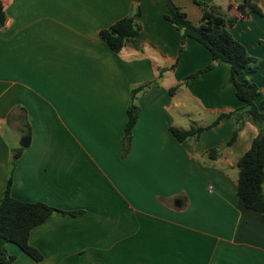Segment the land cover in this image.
Wrapping results in <instances>:
<instances>
[{"label": "crops", "instance_id": "0c3cea01", "mask_svg": "<svg viewBox=\"0 0 264 264\" xmlns=\"http://www.w3.org/2000/svg\"><path fill=\"white\" fill-rule=\"evenodd\" d=\"M170 1L195 25L205 10L233 19L228 31L255 68L239 79L256 85L258 105L264 0H251L257 10L245 0ZM1 2L0 200L11 177L14 198L79 212L30 230L41 260L9 244L14 259L3 264H264V216L238 196L235 166L258 129L229 64L182 36L166 0ZM126 16L138 31L114 52L100 32ZM171 128L204 129L179 140Z\"/></svg>", "mask_w": 264, "mask_h": 264}, {"label": "trees", "instance_id": "16d2710c", "mask_svg": "<svg viewBox=\"0 0 264 264\" xmlns=\"http://www.w3.org/2000/svg\"><path fill=\"white\" fill-rule=\"evenodd\" d=\"M170 14L165 18L178 30L183 37L194 39L203 45L216 61L226 62L230 66V80L235 86V94L243 102V110L247 113L250 121L257 127L258 134L251 142L250 148L235 161L238 170L237 193L244 206L257 211L264 216V99L257 105L255 99L259 92L255 84L239 76L245 72H252L255 68L250 66V57L245 47L234 39L228 31L227 26L233 21H225L220 15L205 10L202 21L195 25L190 22L184 12L176 7L170 0H166ZM251 10H257L251 0H245ZM243 10V6H242ZM5 21L4 6L0 0V26ZM138 25L132 16H126L109 28L101 30L100 35L108 46L119 52L125 45L126 40L135 35ZM139 87L132 91V97L127 109V122L123 137L124 151L127 149L131 139V132L137 119L138 108L134 104L135 94L141 91ZM228 114H220L212 123L216 125L222 117ZM242 127V122L237 123L231 143L237 131ZM204 128L181 130L171 128L172 133L179 140H185L197 136ZM215 149L210 150L213 156ZM11 177L8 179L4 195L0 200V264L10 262L14 255L9 254V244H14L36 261L41 260V254L29 245L30 230L46 221L54 213L75 215L79 212L65 211L54 208L46 203L35 201H23L14 198L10 194Z\"/></svg>", "mask_w": 264, "mask_h": 264}, {"label": "water", "instance_id": "95a60500", "mask_svg": "<svg viewBox=\"0 0 264 264\" xmlns=\"http://www.w3.org/2000/svg\"><path fill=\"white\" fill-rule=\"evenodd\" d=\"M29 143V137L28 136H23L20 140V145L22 147H27Z\"/></svg>", "mask_w": 264, "mask_h": 264}, {"label": "built area", "instance_id": "2783aa9c", "mask_svg": "<svg viewBox=\"0 0 264 264\" xmlns=\"http://www.w3.org/2000/svg\"><path fill=\"white\" fill-rule=\"evenodd\" d=\"M0 123H1V120H0ZM1 128V127H0Z\"/></svg>", "mask_w": 264, "mask_h": 264}, {"label": "rangeland", "instance_id": "374dc122", "mask_svg": "<svg viewBox=\"0 0 264 264\" xmlns=\"http://www.w3.org/2000/svg\"><path fill=\"white\" fill-rule=\"evenodd\" d=\"M264 190V189H263Z\"/></svg>", "mask_w": 264, "mask_h": 264}]
</instances>
